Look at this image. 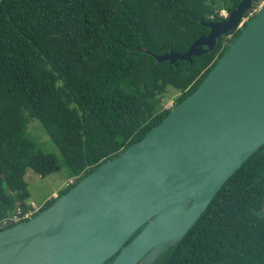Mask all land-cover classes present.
Instances as JSON below:
<instances>
[{"label": "trees", "instance_id": "16d2710c", "mask_svg": "<svg viewBox=\"0 0 264 264\" xmlns=\"http://www.w3.org/2000/svg\"><path fill=\"white\" fill-rule=\"evenodd\" d=\"M239 1L0 0V220L29 209L27 170L44 178L64 166L75 180L60 196L158 125L172 109L163 105L170 88L173 107L193 93L239 30L191 64L154 55L184 53L208 33L202 23ZM28 118L42 124L62 163L26 134ZM263 201L264 145L160 264H264Z\"/></svg>", "mask_w": 264, "mask_h": 264}, {"label": "water", "instance_id": "95a60500", "mask_svg": "<svg viewBox=\"0 0 264 264\" xmlns=\"http://www.w3.org/2000/svg\"><path fill=\"white\" fill-rule=\"evenodd\" d=\"M255 2L240 0L223 19L202 23L208 33L184 53L154 55L191 64L245 20L197 89L141 140L1 230L0 264H104L114 256L110 264H150L184 237L264 145V6L246 19ZM256 214L264 217V201Z\"/></svg>", "mask_w": 264, "mask_h": 264}, {"label": "rangeland", "instance_id": "374dc122", "mask_svg": "<svg viewBox=\"0 0 264 264\" xmlns=\"http://www.w3.org/2000/svg\"><path fill=\"white\" fill-rule=\"evenodd\" d=\"M215 1H217L220 5L224 4V0ZM256 2L252 5L251 9L255 7ZM219 14L224 18L228 13L225 10H221ZM227 38H230V36H227L225 39ZM177 96L178 92L170 88L164 96L163 105L167 108H173L174 100ZM26 134L44 153L55 154L58 157L59 162L62 163V158L58 147L51 140V138L45 132L42 124L37 119L28 118ZM24 179L27 183V190L29 192V198L26 200V203L29 207L32 206V204L43 206V201L46 199V197L51 195L53 191H58L54 197L57 198L60 190L68 187L70 185V180H75L74 177H70L69 171L64 166L58 172H54L44 178L39 177L31 170H27L24 175Z\"/></svg>", "mask_w": 264, "mask_h": 264}, {"label": "built area", "instance_id": "2783aa9c", "mask_svg": "<svg viewBox=\"0 0 264 264\" xmlns=\"http://www.w3.org/2000/svg\"><path fill=\"white\" fill-rule=\"evenodd\" d=\"M262 6H264V0H257L255 7H253V9L249 11L248 15L246 16V19H249L250 17H252ZM244 23H245V20H243L239 24L236 30H239V28L243 26ZM73 182L74 180H70L69 184L71 185ZM41 207L42 206H37V205L32 204V206H30L29 209L26 210L25 212H23L21 208H17L15 213L0 220V228L5 229L10 224H17L19 222L28 220L29 218L37 214L40 211Z\"/></svg>", "mask_w": 264, "mask_h": 264}, {"label": "flooded vegetation", "instance_id": "af4514ba", "mask_svg": "<svg viewBox=\"0 0 264 264\" xmlns=\"http://www.w3.org/2000/svg\"><path fill=\"white\" fill-rule=\"evenodd\" d=\"M169 248H170V247H169ZM169 248H168V249H169ZM168 249H167V250H168ZM167 250H165L163 253H161V254H160V255H159V256H158V257H157L152 263H150V264H160V263L162 262V258H163V256L165 255V253H166ZM143 258H144V256L142 257V259H143ZM142 259H141V260H142ZM141 260H140V261H141ZM140 261H139V262H140ZM139 262H138V263H139Z\"/></svg>", "mask_w": 264, "mask_h": 264}, {"label": "crops", "instance_id": "0c3cea01", "mask_svg": "<svg viewBox=\"0 0 264 264\" xmlns=\"http://www.w3.org/2000/svg\"><path fill=\"white\" fill-rule=\"evenodd\" d=\"M57 192H58V191H53V192L51 193V195H49L48 197H46V199L43 201V204H44L46 201H48L49 199L54 198L55 195L57 194Z\"/></svg>", "mask_w": 264, "mask_h": 264}]
</instances>
